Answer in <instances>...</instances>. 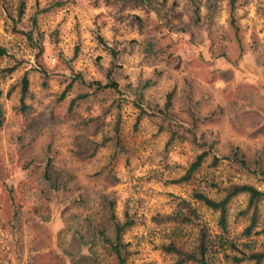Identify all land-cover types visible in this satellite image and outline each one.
Instances as JSON below:
<instances>
[{
    "label": "rangeland",
    "instance_id": "1",
    "mask_svg": "<svg viewBox=\"0 0 264 264\" xmlns=\"http://www.w3.org/2000/svg\"><path fill=\"white\" fill-rule=\"evenodd\" d=\"M0 46V264H72L61 242L84 245L76 264H116L97 233L111 231L110 202L135 221L128 264H174L162 246L195 249L202 224L211 264H254L233 259L264 249L244 234L248 196L228 206L237 251L193 194L264 191V0H0ZM181 200L198 223L172 220ZM257 215L260 231L264 199Z\"/></svg>",
    "mask_w": 264,
    "mask_h": 264
},
{
    "label": "trees",
    "instance_id": "2",
    "mask_svg": "<svg viewBox=\"0 0 264 264\" xmlns=\"http://www.w3.org/2000/svg\"><path fill=\"white\" fill-rule=\"evenodd\" d=\"M235 2L236 0H231V9L232 11L235 8ZM233 22H235V19L233 18ZM100 42L105 44V42L99 38ZM7 50L0 46V59L7 56ZM22 103L23 107L25 109L26 106L24 104V100L27 97L29 93L30 88V81L28 78V75H25L22 78ZM100 85V84H97ZM105 88H110L111 86L106 85ZM99 88H101L99 86ZM70 90V86L65 90L63 93V97L66 96L67 92ZM86 95H81L75 98L71 102V109L76 105V103L86 98ZM171 105L168 103L166 106V109L164 111H161V114L163 116H169L168 112ZM162 117V116H161ZM176 139V134H173L170 137V140L168 142V145L172 143ZM210 154V152H202L197 159L191 164L190 168L188 169L185 176L180 178L179 180H175L173 183H183L188 182L192 179L193 175L198 172L202 165L205 162L206 157ZM234 158L242 163L244 167H248L247 169L251 168L248 163L246 162L245 158L239 157V154L236 152L234 154ZM213 166H216L219 163V158L217 156H214L213 160ZM49 163L47 164V173H46V179L49 180V174H48V168ZM256 166V165H255ZM258 168V166H256ZM212 187H218L216 184H213ZM218 193H223V196L220 200H216L211 198L203 189H199L193 194V200L195 202L201 203L207 208L211 209L212 211L219 213V226L220 229L223 231V236L220 238V240L223 243H228L231 246L234 245L233 242H229L225 238V234L228 233V206L232 202V200L240 195H247L248 196V207L245 211H243L241 214L246 215L253 210L252 216H251V222L250 225L246 228L244 231V234L246 236H250L252 234L260 235L264 234V228L260 231H257L256 229L259 226V218L257 215V207L259 203L264 199V191L259 190L255 186L252 185H239V184H233L226 188H222L218 190ZM110 210V219L112 222V228L111 231L108 232L106 229L105 231H101L97 233H100V236L102 238V243L104 245V248L111 254L116 264H128L129 257L131 255V251L129 250V244L124 242V234L126 231L131 228L135 221L130 219V217L127 215L125 222L120 221L118 219L116 212H115V205L113 202H110L109 205ZM171 216V215H170ZM169 216V217H170ZM172 220H176L179 223H185V224H194L198 223L201 219L198 214L197 208L194 207L191 202H188L187 200H181L179 204V210L174 214V217H172ZM201 227L199 236H198V244L195 249L193 250H186L180 246H178L175 242H172L168 245H163V251L169 255H173L176 258V261L174 264H211L209 259V253H210V241H209V232L206 226L198 225ZM62 243V242H61ZM59 244L60 251L63 253L64 256H66L72 264H76L78 259L79 263L82 260H85L87 254L84 252L82 253V246L83 244H80L77 251L69 252L65 251L62 244ZM233 249L238 250L237 246H233ZM93 251L92 248H88V250ZM87 251V250H85ZM243 254L242 258L239 257H233L234 261L236 263H241L245 259H249L251 261H254V264H262L264 262V249L261 252H253L250 254H246L244 252H241ZM85 254V255H84Z\"/></svg>",
    "mask_w": 264,
    "mask_h": 264
}]
</instances>
